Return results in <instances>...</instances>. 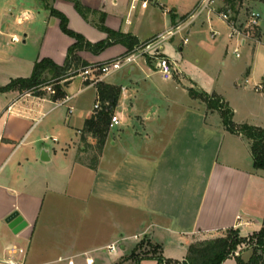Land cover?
<instances>
[{
    "label": "crops",
    "instance_id": "crops-1",
    "mask_svg": "<svg viewBox=\"0 0 264 264\" xmlns=\"http://www.w3.org/2000/svg\"><path fill=\"white\" fill-rule=\"evenodd\" d=\"M150 1L160 6L166 17L162 22L151 18L145 26L136 10L139 5L144 10L151 8L146 0H131L120 11L107 6L106 0H81L97 11L89 19L71 0H0V87L14 78L30 77L35 62L44 57L59 65L65 63L75 39L62 31L51 6L67 16L71 29L91 42L108 36L95 24L104 13L106 26L132 34L141 43L179 25L199 2ZM204 12L186 32L181 31L188 37L187 42L183 37L182 51ZM226 24L230 36L232 29ZM20 30L24 33L22 45ZM258 30L263 32L261 26ZM262 37L231 38L255 46ZM126 52L124 44L116 43L99 54L87 50L78 54L93 66ZM162 53L170 58L165 45ZM170 59L178 73L165 89L148 85L153 96L146 101H141L139 82L129 88L111 80V73L104 77L102 81L122 88L130 106L127 114L120 109L119 98L114 114L120 123L116 130L115 126L110 129L95 162H90V154L96 149V139L87 135L86 146L82 135L86 120L100 101L97 82L92 80L96 72L90 79L71 77L63 84L66 97L56 101L46 86L44 96L19 90L0 92V235L8 238L2 251L12 243L26 246L27 264H114L118 257L108 246L122 244V250L135 235L159 245L163 255L167 238L185 239L189 247L195 238L218 237L231 228L241 235L261 229L264 169L254 165L250 140L227 130L219 111L192 97L190 89L216 93L231 107L229 100L220 91L187 84L183 66ZM137 68L151 76L155 67L141 57L130 65V73ZM249 74L238 82L248 81ZM259 82L255 80L253 88L264 96V91L255 89ZM85 91L90 92L91 100L82 105L77 98ZM233 111L235 123L264 128V116L238 119L236 108ZM43 148L48 158L41 159ZM14 211L27 223L19 233L6 222ZM246 252L238 253L248 260ZM228 261L237 264L234 257L223 264Z\"/></svg>",
    "mask_w": 264,
    "mask_h": 264
},
{
    "label": "rangeland",
    "instance_id": "rangeland-1",
    "mask_svg": "<svg viewBox=\"0 0 264 264\" xmlns=\"http://www.w3.org/2000/svg\"><path fill=\"white\" fill-rule=\"evenodd\" d=\"M130 1L119 0L116 2L115 0H106V5L110 7L115 6L114 8L120 11L127 8ZM146 1L152 5L151 8L144 10L139 5L136 10L137 14L142 16V23L146 26L151 21V18L154 21L162 22L166 16L163 14L161 7L154 6L153 1ZM94 2L100 3V0H94ZM223 2L220 1L218 3L219 9L222 6L225 7L226 4ZM252 9L260 10L263 13L260 24L263 32L260 30L254 31L255 37L261 38L263 36V41L255 46L247 43L239 44L238 41L232 39L229 36V27L226 22L217 13L207 10L198 18L197 25L193 27V32L189 35L190 41L184 45L183 51L180 49L184 37L182 32L175 35L176 37L174 36V41L168 40L164 42L167 54L170 58L177 60L187 73V77H184L183 81L191 86L203 88L208 92L216 90L223 93L227 100H229L231 107L233 109L236 108L238 119H250L257 116L262 118L264 116V96L257 93L253 88L255 80L264 81V2L261 0H236L235 10L238 13L236 15L234 13L235 10L232 9L231 14L243 25L246 23L248 14ZM22 30L19 31L21 38L19 45H22L24 39ZM7 47L10 48L9 45ZM237 47L239 48V55L236 53ZM128 53L130 52H126L124 55ZM159 54L161 52L157 50L151 55H146L144 58L155 67V58ZM155 68H151L150 72L153 71V73L151 76H147L146 71L139 68L130 73V66L125 65L111 73L110 79L129 88L134 87L136 81L139 82L143 95L141 101H146L150 97L149 95H152L151 92H153L148 91V85L155 84L157 88L165 89L166 85L171 83L168 80H164ZM80 70L77 75H81ZM247 72H250L248 81H244L242 84L239 83V79H246ZM65 81L63 80L61 84L63 85ZM128 92L131 93V90ZM120 98V109H123L128 114L126 107L130 106V99L124 96V92L121 93ZM90 100L89 91L83 92L77 98L78 103L82 105L85 103L89 104ZM116 128L117 126H115L114 130ZM84 145L88 146V143L84 142ZM96 149H92L90 162H94L97 157L98 151ZM254 235L255 233L242 235L246 241L239 245L237 252L247 251L246 257L250 256L253 245L256 243ZM132 240L125 242L126 248H122V250L120 249L122 244L117 243V253L113 255H116L118 259L114 260V264H156L155 259L151 258L142 259L139 263H136L138 256L145 257L155 253L151 248H147L145 244L134 251L141 239ZM7 241L8 238L0 235V255ZM195 241H197L196 238L194 239ZM181 242L184 243L182 244ZM187 247L185 239L167 238L163 255L168 257L167 259H170V264H174L175 261L179 262L185 259ZM227 264H233V262L228 261Z\"/></svg>",
    "mask_w": 264,
    "mask_h": 264
},
{
    "label": "trees",
    "instance_id": "trees-1",
    "mask_svg": "<svg viewBox=\"0 0 264 264\" xmlns=\"http://www.w3.org/2000/svg\"><path fill=\"white\" fill-rule=\"evenodd\" d=\"M71 1L74 2L77 11L85 19H89L91 13L97 12L84 5L81 0ZM261 1L264 2V0ZM226 2L229 8L235 10L236 0H226ZM49 9L53 16L60 19L62 31L75 39V42L68 49L65 63L59 65L49 57L39 59L35 62L30 77L14 78L7 85L0 87V92L19 90L21 92H31L36 96H44L47 94L44 87L52 85L55 93L51 94V98L55 101L65 98L66 92L63 86L67 85L68 80L77 75L80 69L90 64L79 56L78 52L80 50H87L94 54H99L113 44L122 43L128 48V52H130L136 45L140 44L136 36L115 31L106 26L104 13H101L99 22L95 24L99 29L105 31L108 36L104 40L91 42L84 35L69 27L68 18L63 12L52 6ZM182 18L186 19L187 15H184ZM63 80H66L64 85L61 84ZM96 87L99 100L101 101V109L86 120L82 141L86 142L87 135H91L96 139V148L100 153L108 138L111 117L118 105L122 88L104 81L97 82ZM190 95L206 102L208 108L218 110L227 130L233 133L243 134L249 139L254 165L257 169H264V128L250 124L235 123L233 120V109L222 96L216 93L198 92L191 88ZM254 238H256V243L253 245L252 253L248 260H245L241 254H236L239 245L246 241L245 237L240 234L238 229L231 228L221 236L197 240L191 243L185 259L179 262L175 261L174 264H223L224 261L231 257L236 259L237 264H264V220L261 229L255 233ZM144 244L147 248H151L155 254L145 257L138 256L136 263H139L142 259L151 258L155 259L158 264H170V259L162 255L160 246L154 245L147 238L139 241L134 251Z\"/></svg>",
    "mask_w": 264,
    "mask_h": 264
},
{
    "label": "built area",
    "instance_id": "built-area-1",
    "mask_svg": "<svg viewBox=\"0 0 264 264\" xmlns=\"http://www.w3.org/2000/svg\"><path fill=\"white\" fill-rule=\"evenodd\" d=\"M220 1L226 0H199L195 9L189 14V18L187 17L184 21H182L179 25L172 27L171 29L160 33L147 41L141 42L136 45L135 48L130 51V53L124 55L123 57H118L98 65L86 66L83 67L81 71V75L84 76L85 79H90V74L95 73V76L92 78L93 81L99 82L104 79L106 75L113 73L118 70L122 66L132 65L133 62H136L140 57H145L146 55H151L155 51L159 50L161 54L155 58V67L157 71L162 75L165 80H169L174 78L176 73H178V69L174 61H172L168 56L162 53V48L165 41L170 40L177 33L188 29L189 25L195 21V19L204 11H209L213 13H217L223 20H225L232 29L230 34L231 37L242 36L243 38H253L255 37V32L260 28L261 24V13L252 9L247 17V21L245 24L241 25L238 23L234 17L232 16V10L227 5H225V9L220 10L218 7V3ZM224 7V6H223ZM13 39H17L13 37ZM188 41V37H184V42ZM236 53L239 55V48H236ZM51 94L55 93L52 85H47L45 87ZM255 89L257 91H264V81H261L255 85ZM101 109V102H97L94 106L95 113ZM120 123V117L116 114H113L111 117L110 128L113 126H117ZM145 236L135 235V239H143ZM108 250L112 254L117 253V245L111 244L108 246ZM27 254L28 248L19 243H12L8 245L2 254L0 255V264H27ZM239 255L238 252H236Z\"/></svg>",
    "mask_w": 264,
    "mask_h": 264
},
{
    "label": "water",
    "instance_id": "water-1",
    "mask_svg": "<svg viewBox=\"0 0 264 264\" xmlns=\"http://www.w3.org/2000/svg\"><path fill=\"white\" fill-rule=\"evenodd\" d=\"M46 155L48 158V151L47 149L43 148L41 150V159H45ZM6 222L9 223V226L13 230L14 233H19L27 224L18 211H14L13 213H11L6 218Z\"/></svg>",
    "mask_w": 264,
    "mask_h": 264
}]
</instances>
